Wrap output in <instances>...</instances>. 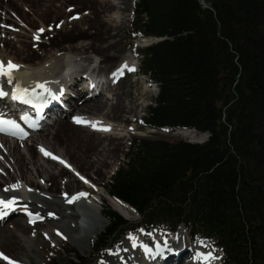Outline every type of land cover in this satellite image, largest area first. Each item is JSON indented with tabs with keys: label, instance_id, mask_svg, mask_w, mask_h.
<instances>
[{
	"label": "trees",
	"instance_id": "1",
	"mask_svg": "<svg viewBox=\"0 0 264 264\" xmlns=\"http://www.w3.org/2000/svg\"><path fill=\"white\" fill-rule=\"evenodd\" d=\"M203 1L139 0L132 30L165 38L141 54L159 89L145 126L208 140L138 139L106 189L147 225L183 224L215 239L227 264H264V0ZM105 216L101 245L125 227Z\"/></svg>",
	"mask_w": 264,
	"mask_h": 264
},
{
	"label": "bare ground",
	"instance_id": "2",
	"mask_svg": "<svg viewBox=\"0 0 264 264\" xmlns=\"http://www.w3.org/2000/svg\"><path fill=\"white\" fill-rule=\"evenodd\" d=\"M39 1L0 0V60L12 61L21 66L12 72L11 84L6 77H1L0 86L15 87L18 83L22 89L42 92V89L36 87L38 83L47 82L45 87L51 89L56 83H65L72 77L76 80L86 74L90 67L93 72L99 69L102 73L106 72L107 76L110 74L104 91L109 98L104 93L98 97H87L79 92L71 109L75 111L74 116L84 121L97 122L98 128L110 126L111 130H95L88 123L74 124L73 117L69 120L60 117L38 137L9 139L0 132V196L3 200L15 198V206L44 216L41 226L56 243L67 239L80 252H87L104 231L107 222L94 198L83 202L69 200L83 189L79 181L81 177L91 178L93 181L86 180L88 185L99 187L100 177L109 173L104 172L106 165H110L107 159L118 150L121 145L118 142L124 138L112 132L111 121L124 112L122 103L126 97L123 92H116L121 81L113 86L111 80L118 69L132 71L129 69L135 67V59L132 55L115 59L109 55V51L114 49L111 32H118L126 22L134 0H45L43 5L38 4ZM69 10H76L78 14L68 15L73 18L58 25V20L68 17L65 14ZM79 12L85 14L79 15ZM37 28L44 29V34L34 43L38 36ZM148 41L138 42L142 46ZM94 56L99 57L98 61ZM48 130L46 136L44 133ZM188 135L191 141L203 138L193 132ZM41 148L65 161L70 167L51 156L46 157ZM1 172L7 174L3 183ZM93 176L96 178L93 179ZM11 185L18 187L13 190ZM2 188L8 190L3 192ZM110 206L125 219H133V210L127 205L112 200ZM12 220V224H7V227L5 224L8 221L0 224V253L16 264H34L31 259L36 254L32 251L36 235L34 227L38 225L30 226L18 215ZM165 234L157 233L148 239L133 236L137 244L135 248L129 237L125 238L119 248L120 255H109L106 264H171L175 259L181 260V264H193L186 260L189 252L196 253L204 248L188 244L181 231L175 232L172 237ZM176 240H179V247L185 248L186 252H180L177 256L166 253L164 259L160 256L151 257L141 247L147 246L150 251H155L154 244L163 245L167 241L171 245ZM214 257L207 262L203 261V264H218L219 259ZM0 264H5L2 258Z\"/></svg>",
	"mask_w": 264,
	"mask_h": 264
},
{
	"label": "rangeland",
	"instance_id": "3",
	"mask_svg": "<svg viewBox=\"0 0 264 264\" xmlns=\"http://www.w3.org/2000/svg\"><path fill=\"white\" fill-rule=\"evenodd\" d=\"M42 1H44L42 3ZM136 1V0H135ZM38 4H45V0H41L38 2ZM133 5V4H132ZM71 7V5L69 4ZM69 6L67 8H69ZM73 7V6H72ZM132 10V8H131ZM77 11L71 12L70 10L65 14V16H68L70 14H75ZM87 12V11H84ZM131 13V11H130ZM129 13V15H130ZM78 14V13H76ZM85 13L79 12V15H82ZM78 15V16H79ZM73 17L68 16L66 19L62 18L58 20L59 22L57 23L58 25H61L63 23L69 20H71ZM128 19L129 16H128ZM126 20V22L123 24V26L119 29L117 32L116 30L111 32L112 36V41L114 44V49L109 51V55L113 56L115 59H120L122 58L126 53H124V50H126L129 47V42L128 40L130 39V28L128 26L129 20ZM52 21L51 23H53ZM52 25V24H50ZM56 25V26H58ZM80 25V24H76ZM83 24H81L79 27H82ZM36 29V28H34ZM47 38V37H46ZM45 38V39H46ZM116 45V46H115ZM138 46H141L139 42H137ZM139 50V48H138ZM95 57V56H94ZM99 58V57H98ZM98 58L95 57V59ZM98 72H101L99 69H97ZM116 92L124 93L126 99L123 100V107H124V112L115 120H113L112 127L114 124V129L112 128L113 133H119L124 136V138L118 142L121 143L119 145L118 150L114 151L110 156L109 159H107V162L110 163V165H106L104 172H109L108 175H105L104 177H100L101 183L99 184V190H97L96 195H100V206L102 209H104V203L106 205L110 206V198L106 195L103 186L106 185L108 182L109 177L112 175V173L116 170L118 165H125L126 163V156L128 155L129 151V145L132 141L133 138H142V137H147V136H153L154 138H162L164 140H167L169 142H176L178 140L185 139L188 141V139L191 140V136L186 134L185 137H182L181 135L175 134L173 132L169 131H161V132H152L150 130H145L141 129L139 125L136 123V120L140 119L141 117L145 116L144 110L146 107L152 104L153 99L156 96V92L154 90V87H152V84H149V81L147 78L143 75L137 72L136 75H131L126 77V79L121 81V85L116 89ZM109 95L106 94L105 97H108ZM109 98V97H108ZM53 129V127L51 128ZM51 131V130H50ZM44 133L46 136L48 133ZM130 154V153H129ZM111 171V172H110ZM96 178V176H93V179ZM86 179V178H85ZM89 179V180H88ZM88 181H93L91 178H88ZM2 181V180H1ZM94 185V184H93ZM95 187V186H94ZM93 198L98 201L99 196H93ZM99 199V200H100ZM115 201V200H113ZM118 202V201H116ZM99 206V205H98ZM100 208V207H99ZM101 210V208H100ZM102 212V211H101ZM133 215V225L137 223L138 217L134 215V212L131 213ZM131 221V220H129ZM11 222V221H10ZM13 223V220H12ZM11 223V224H12ZM37 236L34 238V244L32 247L33 253H36L35 255H32V262L34 264H48L51 260H58L60 259L63 262V259L67 258V252L69 250L75 251L80 257L82 258H92L96 257V255L93 253V248L89 249L87 252H80L78 248L71 243L70 241H64L62 243L56 244V242L49 237L46 236V233L42 227H37ZM152 235H155L153 232ZM55 242V243H54ZM193 246V245H192ZM93 247V246H92ZM39 249L44 250V253L39 251ZM180 259V258H178ZM66 261V260H65ZM63 262L62 264H64Z\"/></svg>",
	"mask_w": 264,
	"mask_h": 264
},
{
	"label": "snow or ice",
	"instance_id": "4",
	"mask_svg": "<svg viewBox=\"0 0 264 264\" xmlns=\"http://www.w3.org/2000/svg\"><path fill=\"white\" fill-rule=\"evenodd\" d=\"M40 32H43L44 29H40ZM36 39H39V36L35 37ZM21 66L14 64L12 61H8L7 65L4 64L3 61H0V77H6L8 80V83H12L13 82V78H12V72L15 70H18ZM129 70H133V69H129ZM118 72H121L122 74V69H118ZM115 75V73H114ZM47 82H45L46 84ZM45 84H37L36 87L39 89H42L41 93H37L35 91V89L33 90H28V89H21L19 87V84L17 83L16 88L13 90L12 93V99L13 100H19L22 103L25 104H31L33 106L38 107V105L35 104V101L40 99V97L43 94H47V96L51 97L52 99H57L58 97L47 87H45ZM6 95V93L0 89V97ZM21 119L25 120L26 122H29V126L35 128L37 125L35 123V121H30V118L28 116H23ZM74 121L76 123H88L91 124V126L95 129V130H101V131H110V126H104V127H97V122H89V121H84L82 118H78V117H74L73 118ZM0 132L6 134V135H11L17 138H23L24 135H26V133H24L23 129L20 128V126L13 120H6L3 118H0ZM0 147H2V145H0ZM41 152L47 157V156H51L52 159H57L59 160L58 157H55L54 155H52L51 153L45 151L43 148L40 149ZM60 163L65 164L66 167H70L69 165L66 164L65 161L63 160H59ZM77 175H79L77 173ZM81 179L83 180L84 178L81 177ZM85 182L87 183V181L85 180ZM13 190H15L18 185H11L10 186ZM8 189H5V191H7ZM67 195V194H66ZM86 195L85 193H78L77 195L73 196L69 202H72V200L78 199L81 196ZM16 199L12 198L9 200H3L0 199V205H3L5 208L11 210L12 206L15 204ZM26 210V209H25ZM6 213H2L0 212V216L5 215ZM29 216L32 215V213H28ZM37 219H39L40 217L37 214ZM33 222V221H30ZM57 235H60L59 232H57ZM129 240L132 242V247L135 248L137 247L136 244V240L135 237L129 235ZM143 247V250L146 254H149L151 257H156V256H160L163 257L166 253L173 251V249L171 248V246L168 244L167 241L164 242L163 245H156V250L155 251H150V249L147 246H141ZM197 257H202V259L207 262L208 260L211 259H215V257L212 256L211 253H207V254H201V253H197L196 254ZM0 258H3L5 260L8 261V264H15L14 261L10 260L8 257L4 256L3 253H0Z\"/></svg>",
	"mask_w": 264,
	"mask_h": 264
},
{
	"label": "water",
	"instance_id": "5",
	"mask_svg": "<svg viewBox=\"0 0 264 264\" xmlns=\"http://www.w3.org/2000/svg\"><path fill=\"white\" fill-rule=\"evenodd\" d=\"M202 1V0H201ZM202 6L205 8V5L202 3Z\"/></svg>",
	"mask_w": 264,
	"mask_h": 264
}]
</instances>
